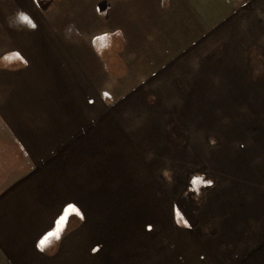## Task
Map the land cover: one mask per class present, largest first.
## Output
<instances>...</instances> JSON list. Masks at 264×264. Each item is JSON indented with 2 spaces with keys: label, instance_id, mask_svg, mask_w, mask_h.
Returning a JSON list of instances; mask_svg holds the SVG:
<instances>
[{
  "label": "crops",
  "instance_id": "1",
  "mask_svg": "<svg viewBox=\"0 0 264 264\" xmlns=\"http://www.w3.org/2000/svg\"><path fill=\"white\" fill-rule=\"evenodd\" d=\"M0 264H264V0H0Z\"/></svg>",
  "mask_w": 264,
  "mask_h": 264
},
{
  "label": "snow or ice",
  "instance_id": "2",
  "mask_svg": "<svg viewBox=\"0 0 264 264\" xmlns=\"http://www.w3.org/2000/svg\"><path fill=\"white\" fill-rule=\"evenodd\" d=\"M23 19L27 20L28 18H27V17H23ZM99 39L102 40V39H104V37H100ZM14 55H15L16 58H20L18 53H17V54H14ZM6 59H10V58H6ZM105 95L107 96V93H105ZM198 182H200L198 178L195 179V180L193 181V183H198ZM69 207H72V206H69ZM62 219H63V218H62ZM62 230H63V228L61 227V220H58V221H57V226H56V228H55L53 231L47 233V234L41 239V241H40L39 244H38V247H40L41 250H43V247L45 246V244H46V243H47L52 237H55L56 239H59L60 232H62Z\"/></svg>",
  "mask_w": 264,
  "mask_h": 264
},
{
  "label": "rangeland",
  "instance_id": "3",
  "mask_svg": "<svg viewBox=\"0 0 264 264\" xmlns=\"http://www.w3.org/2000/svg\"><path fill=\"white\" fill-rule=\"evenodd\" d=\"M260 74L262 73L261 72V70H260V72H259ZM256 77H258L259 79H260V76H256ZM180 136H175V139L176 138H179ZM177 141V140H176ZM195 179H197L196 177L193 179V178H191V179H189L188 180V185L190 184V185H194L195 186V188L197 189V190H202L205 186H207V185H210L211 183H212V181L211 180H207V179H202V178H198L199 179V181L200 182H198V183H193V181L195 180ZM207 180V181H206ZM186 184V183H185ZM201 188V189H200ZM195 195H193V199L195 200Z\"/></svg>",
  "mask_w": 264,
  "mask_h": 264
},
{
  "label": "trees",
  "instance_id": "4",
  "mask_svg": "<svg viewBox=\"0 0 264 264\" xmlns=\"http://www.w3.org/2000/svg\"><path fill=\"white\" fill-rule=\"evenodd\" d=\"M6 58H11V55H8Z\"/></svg>",
  "mask_w": 264,
  "mask_h": 264
}]
</instances>
